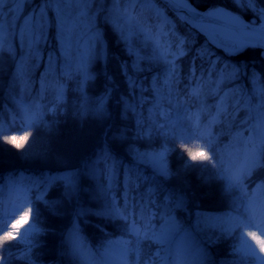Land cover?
Instances as JSON below:
<instances>
[{
    "label": "trees",
    "instance_id": "obj_1",
    "mask_svg": "<svg viewBox=\"0 0 264 264\" xmlns=\"http://www.w3.org/2000/svg\"><path fill=\"white\" fill-rule=\"evenodd\" d=\"M192 3L202 11L213 5L238 10L231 0ZM166 13L174 28L189 37L187 47L191 50L176 59L177 79L173 80L170 72V86L165 92L160 86L169 66L155 64L146 71L143 58L135 56L115 26L102 18L99 27L105 57L91 64L89 78L65 63L53 40L40 43L38 53L21 49L16 40H11L9 50L0 48V117L4 130L17 136L26 130L29 138L24 146H41L50 152L25 157L13 145L0 143V228H8L9 199L3 196L20 185L27 191L42 230L28 252L21 245L9 253L12 264H28V260L37 264H104L103 256L92 246L118 237L127 241V264L146 263L153 246L128 232L129 210L132 220L144 229L160 225L171 215L177 218L180 226L167 264H248L249 258L235 251L239 230L226 235L224 229L243 219L237 216L240 199L250 200L254 185L264 197V169L255 170L244 180L242 190L229 189L224 174L241 175L249 144L254 140L260 146L264 111L255 108L252 99L256 95L253 90L249 92L248 77L233 80L229 65H247L249 74L264 73V59L259 49L226 55L195 29ZM198 51L200 57L196 58ZM254 85L252 81V89ZM157 102L168 108L166 117L160 116ZM98 106L106 114L97 115ZM140 125L145 130L138 138ZM72 128L79 135H73ZM121 133L123 139L118 138ZM194 135L200 138L181 146L180 137ZM209 139L220 164L215 168L193 164L185 149L207 150L205 141ZM135 143L169 149L168 179L129 158L126 149ZM93 168L95 175L91 176ZM73 175L77 180L75 192L66 194L63 183L56 181L41 193L42 178ZM101 189L111 195L105 199ZM37 193L42 198L38 199ZM109 201L117 205L119 217L96 215ZM81 209L88 214L78 218ZM74 227L79 230L73 232ZM73 244L77 255L73 254Z\"/></svg>",
    "mask_w": 264,
    "mask_h": 264
},
{
    "label": "snow or ice",
    "instance_id": "obj_2",
    "mask_svg": "<svg viewBox=\"0 0 264 264\" xmlns=\"http://www.w3.org/2000/svg\"><path fill=\"white\" fill-rule=\"evenodd\" d=\"M31 2L32 0H0V47L6 43V33L8 35L13 34V22L22 21L26 27L22 28L21 25L17 23L16 29L24 35L26 42L30 44L31 50L38 53L39 44L45 41L46 29L49 27L47 13L53 6H56V26L58 29V35L61 39H64L67 35L68 29L78 26L80 21L85 18L88 6L93 3V0H41V3L36 5L35 9L31 10L28 15H24L23 6L28 5ZM166 2L171 6L172 10L181 21L191 24V27L197 32H202L211 36L213 42H216L218 47L223 48L227 55H239L249 49H260L264 52V0H231L233 8L239 9V11H234L232 8L223 5H213L204 12H201L192 3V0H166ZM5 5H10V7L6 10ZM69 5H82L83 7L69 9ZM70 11L71 14H69ZM243 12L251 13L250 17L245 19L244 16L241 15ZM77 13L79 14V18H77ZM234 34H239L241 39H233L231 41L221 39L218 42L216 41L218 35L227 38ZM255 37H259V39H254ZM189 42V37L182 36L178 33L176 34L175 46L178 49L175 53L176 57L184 56L191 50L187 47ZM199 57L200 52L198 51L196 58ZM209 63H211V60H209ZM229 68L233 80L238 81L241 76L248 77L249 92L252 91V81H258V83H260L262 86L260 96L261 110L264 111V73L252 71L249 74L247 65L242 66L235 64L229 65ZM171 72L173 80H176L178 67L175 63L172 65ZM193 75H195L194 70ZM253 99H255V97H253ZM96 114L102 115L106 113L98 106ZM139 127L140 131L138 133V138L145 130L143 125H140ZM24 131L25 134L20 136L6 133L3 127L2 117H0V137H2L0 143H7L13 145L17 149H22L24 147V142L29 138V133L26 130ZM161 131H164V129H161ZM118 138L123 139L124 134L121 133ZM199 138V136L194 135L191 137H180L179 139L181 146H183L184 144L189 143L191 139ZM205 148L207 150L197 147L196 150L185 149V151L193 164L199 162L202 165H211L215 168L217 164H220V160L216 155L215 148L212 147L211 139L205 141ZM249 148L250 151L246 155L242 174L239 176H233L230 172L224 174V178L228 181L229 189L235 190L239 188L242 190L244 180L250 177L255 170L264 169V137H260V146H257L253 140L249 144ZM209 152H211L212 155H209ZM26 154L27 153H25V155ZM220 171L222 173L224 172L222 164ZM161 174L166 176L168 175V172L167 170H161ZM89 175H95L94 168L90 169ZM56 181L63 183L66 189V194L76 191V175L70 177L50 176L46 179L42 178V183L38 181V183H41V193L46 186ZM41 193H37L38 199L42 198ZM100 195L107 199V197L111 195V192H106L101 189ZM116 208L117 205L109 201L102 210L96 213V215L117 218L120 214L117 212ZM30 211L31 208H29L28 211H25L18 220H15L9 228H0V231L3 232V234L0 235V264H12V258L9 256V253H11L13 249L20 248L21 245L25 243V241L19 240L20 227L17 225H20L21 221L27 222ZM87 214L88 212L86 210L81 209L77 213V216L79 218L80 216ZM237 216H241L243 219L229 224L224 229L225 234L232 235L239 230L238 235L241 240V248L235 249V251L239 252L243 250L245 255L249 258L248 264H264V219H257V210L247 197H241ZM38 223L39 220L37 216V224ZM125 227L127 228V224ZM78 230L77 227L73 228V232ZM36 231L40 230L36 229ZM27 235L28 234L25 233V236ZM171 235V233L162 232L159 236V240L162 242L168 241ZM245 236L250 238V240L255 243L256 247H253L252 244L248 243V241L244 239ZM13 241L19 242L13 243ZM27 247H31V244H28ZM163 251L164 249L162 248L161 252L163 253ZM73 254H78V248L75 244H73ZM24 259H27V257H24ZM141 264H145V262L142 261ZM147 264H164V261L160 258H154L153 260L147 261Z\"/></svg>",
    "mask_w": 264,
    "mask_h": 264
},
{
    "label": "rangeland",
    "instance_id": "obj_3",
    "mask_svg": "<svg viewBox=\"0 0 264 264\" xmlns=\"http://www.w3.org/2000/svg\"><path fill=\"white\" fill-rule=\"evenodd\" d=\"M40 3L41 0H32L30 4L24 5L23 14L28 15L30 11L35 9L36 5ZM8 7H10V5H5L6 10ZM55 7L56 6H53L52 9L47 13L49 27L46 29V39L41 43H45L46 41L50 40L55 41V45H57V51L64 58L65 63L72 65L76 70H79L82 74V77L89 78L91 64L96 58L105 57V54L103 53L105 47L103 32H101L99 27V20L102 18V20L109 21L115 26V30L118 32L119 38L132 48L135 56L143 58L142 65L146 71L152 69L155 64H160L163 67L169 66V69L164 70L163 72L164 77L160 89L165 92V90L169 88V76L171 74L170 72L172 65L178 58L175 55L176 51L178 50L175 46L176 34L180 33L174 28L173 22L168 17L166 10L156 0H93V3L88 6V11L85 14V18L80 21L78 26L69 28L64 39H61L58 35ZM68 7L69 9H72L74 7L82 8L83 6L69 5ZM237 11H239V9ZM69 14H71V11ZM243 14L251 15V13L248 12L241 13L242 16H244ZM77 18H79L78 13ZM180 22L184 23L183 21ZM17 23H19L22 28L26 27L22 21H14L13 34L8 35L6 33V43L2 47L9 50L11 46V40H16L18 46L21 49L31 50L30 44L26 42L24 35L17 31ZM51 29L52 34L50 36L49 30ZM198 33L202 35L200 32ZM209 43L212 44L211 42ZM255 82L257 81H253L255 87L252 90L256 97L255 99H252V101L254 104H256L255 108L261 110L260 96L262 86L260 83ZM163 92L161 93L162 95H164ZM158 104L160 105V115L166 117L168 108L164 105H161V102ZM72 130L73 135L77 133L79 135V132L76 128H72ZM51 143L53 145L55 144V141ZM62 145L63 142L60 143V146ZM37 147L38 148L27 145L22 149H19L18 152L20 155L25 157H38L44 153H47L44 147ZM126 150L129 158L132 161L147 167L155 175L160 176L164 180L168 179L171 175V171L168 167L169 149L165 146H158L157 148H145L135 143L129 145ZM25 153L27 154L25 155ZM55 155L57 154H54V156ZM161 170H167L168 175H162ZM19 191L20 190L18 189V191L13 196L17 202L12 212L13 218L9 219L10 224L14 223L15 220H18L25 211H28L29 208H31L27 201L18 198ZM22 197L24 196L22 195ZM251 199L253 205L256 206V195L254 194ZM259 212L260 217L258 220L264 219V202H261L259 205ZM162 223L166 225V228H162V224L160 227L151 229L147 233H145L135 224L131 225V229L137 235L143 234V236L149 240L151 239L153 244L156 246L154 248V255L164 261L166 259L167 252L166 245H168L173 235L170 236L168 241L163 242L159 240V236L162 232L173 234L178 230L179 223L174 216L165 219ZM18 227H20L19 240L25 241L23 245L26 246L30 244L31 240L33 241L36 239V236L41 232L39 224H37V221L34 217L33 209H31L29 212L27 222H22ZM36 229H39L40 231H36ZM25 233L28 235L25 236ZM244 239L247 240L248 243L252 244L253 247H256L255 243L251 241L250 238L245 236ZM238 242V247L241 248V240L239 239ZM162 248L164 249L163 253L161 252ZM101 249V251L107 256L111 252L117 253L118 258L111 256L108 258L109 264H123L125 259L124 257L127 254L124 239L118 238L115 240H108L107 243H104V246H102ZM241 252L244 253L243 250H241Z\"/></svg>",
    "mask_w": 264,
    "mask_h": 264
},
{
    "label": "water",
    "instance_id": "obj_4",
    "mask_svg": "<svg viewBox=\"0 0 264 264\" xmlns=\"http://www.w3.org/2000/svg\"><path fill=\"white\" fill-rule=\"evenodd\" d=\"M158 1H159L160 3H162V4L164 5L165 8H167L171 13H173V14L177 17L176 13L172 10L171 6H169V5L167 4L166 0H158ZM200 11H201V10H200ZM204 11H206V10H204ZM204 11H201V12H204ZM177 18H178V17H177ZM187 24H188V23H187ZM188 25L191 27V24H188ZM209 27H211V26H209ZM191 28H192V27H191ZM200 33L205 37V39H208V41L211 42L216 48L218 47V46H217V43L213 42L212 39L209 38L208 35H206L205 33H202V32H200ZM234 37H236L237 39H241V36H240L239 34H234ZM254 39H259V37H255ZM218 48L224 50V49L221 48V47H218ZM224 51H225V50H224ZM260 54H261L262 58H264V52L261 51Z\"/></svg>",
    "mask_w": 264,
    "mask_h": 264
},
{
    "label": "bare ground",
    "instance_id": "obj_5",
    "mask_svg": "<svg viewBox=\"0 0 264 264\" xmlns=\"http://www.w3.org/2000/svg\"><path fill=\"white\" fill-rule=\"evenodd\" d=\"M209 38H211L212 39V41H213V38L211 37V36H209ZM221 39H227L228 41H231V40H233V39H235V40H239V39H237L236 37H234V35L233 36H231V37H227V38H225L224 36H222V35H218L217 37H216V41L218 42V41H220ZM216 43V42H215ZM166 225L165 224H163L162 225V228H164ZM166 228V227H165Z\"/></svg>",
    "mask_w": 264,
    "mask_h": 264
},
{
    "label": "clouds",
    "instance_id": "obj_6",
    "mask_svg": "<svg viewBox=\"0 0 264 264\" xmlns=\"http://www.w3.org/2000/svg\"><path fill=\"white\" fill-rule=\"evenodd\" d=\"M23 221H21V223H22ZM17 226H19V225H17Z\"/></svg>",
    "mask_w": 264,
    "mask_h": 264
}]
</instances>
